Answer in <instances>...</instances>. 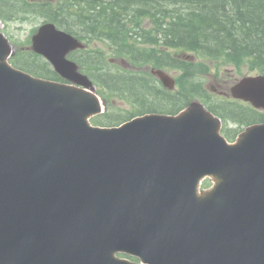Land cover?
Listing matches in <instances>:
<instances>
[{
    "label": "water",
    "instance_id": "1",
    "mask_svg": "<svg viewBox=\"0 0 264 264\" xmlns=\"http://www.w3.org/2000/svg\"><path fill=\"white\" fill-rule=\"evenodd\" d=\"M83 48L37 28L31 49L63 80L51 81L12 66L0 31V264H264V122L228 142L195 100L94 126L104 103L68 59ZM229 95L264 111V75Z\"/></svg>",
    "mask_w": 264,
    "mask_h": 264
},
{
    "label": "trees",
    "instance_id": "2",
    "mask_svg": "<svg viewBox=\"0 0 264 264\" xmlns=\"http://www.w3.org/2000/svg\"><path fill=\"white\" fill-rule=\"evenodd\" d=\"M28 15L52 22L87 43L101 41L113 56L124 57L132 65L180 72L177 90L168 91L149 75L115 70L102 51L74 52L72 59L98 87L108 109V99L115 98L132 104L139 115H175L198 98L222 119V133L228 140L241 131H230L228 122L245 127L264 121V114L246 104L226 98L219 101L221 97L207 91L201 81L207 66L183 55L194 53L238 69L245 65L264 75V0H0L3 20H25ZM142 19H148L150 28L142 25ZM13 45L10 62L14 66L60 80L40 56ZM109 116L104 113L96 122L102 126L121 123L120 118Z\"/></svg>",
    "mask_w": 264,
    "mask_h": 264
},
{
    "label": "rangeland",
    "instance_id": "3",
    "mask_svg": "<svg viewBox=\"0 0 264 264\" xmlns=\"http://www.w3.org/2000/svg\"><path fill=\"white\" fill-rule=\"evenodd\" d=\"M44 21L43 18L28 15V19L24 22L19 21H9V22H2L1 24V31L3 34L8 38L10 43L16 44L20 49H26L30 51V39L32 36V31L35 30L40 23ZM142 25L145 28H150L148 19H142ZM85 43L84 50L87 52L90 51H102L103 53L107 54V62L111 63L112 67L115 70H129L138 73H145L150 74L151 66L149 65H142L140 66H132L131 63L124 57H115L110 52V49L107 45H105L101 41H90L89 43ZM16 49V47L14 46ZM182 55V54H181ZM185 57H188L187 60L203 63L207 66L208 72L204 75H201V81L203 82L204 88L211 93V87L218 90L219 92H228L229 87L237 80L241 79L244 76L254 75L255 73L248 70V68L243 65L239 69L232 64L222 63L221 61H211L206 60L201 57L196 56L194 53H184ZM166 73L173 77V79L177 80V77L180 75V72L177 70H172L168 68H164ZM83 73H85L83 71ZM86 74V73H85ZM96 92H98V87L96 86ZM177 90V84L176 88ZM218 96V95H217ZM220 97V96H218ZM225 99L224 97L219 98V101ZM230 99V98H226ZM102 100V99H101ZM191 100H194L192 98ZM190 100V101H191ZM189 101V102H190ZM107 103L109 104L110 109H105L106 113L109 112V117L112 119L120 118V122L123 120H127L131 116L139 115L138 110L132 104L120 100V99H108ZM258 113L264 114L263 111L257 110ZM102 116V115H101ZM101 116L97 117L98 120ZM96 120V121H97ZM95 120L92 121L94 125H100ZM228 129L230 131L233 130H241L244 126H237L231 122H228ZM211 184L209 180H204L202 183L203 188L208 187Z\"/></svg>",
    "mask_w": 264,
    "mask_h": 264
},
{
    "label": "flooded vegetation",
    "instance_id": "4",
    "mask_svg": "<svg viewBox=\"0 0 264 264\" xmlns=\"http://www.w3.org/2000/svg\"><path fill=\"white\" fill-rule=\"evenodd\" d=\"M212 93L220 96V97H225L228 98V95L225 92H219L218 90L214 89V87H211Z\"/></svg>",
    "mask_w": 264,
    "mask_h": 264
}]
</instances>
